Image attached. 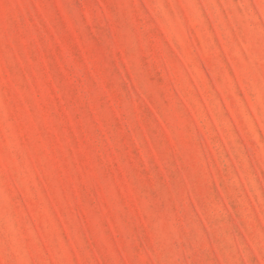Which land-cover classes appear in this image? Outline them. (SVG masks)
<instances>
[{"label": "rangeland", "instance_id": "obj_1", "mask_svg": "<svg viewBox=\"0 0 264 264\" xmlns=\"http://www.w3.org/2000/svg\"><path fill=\"white\" fill-rule=\"evenodd\" d=\"M0 264H264V0H0Z\"/></svg>", "mask_w": 264, "mask_h": 264}]
</instances>
